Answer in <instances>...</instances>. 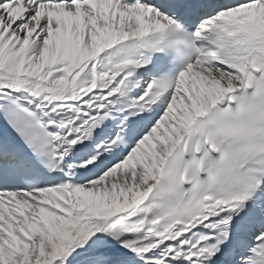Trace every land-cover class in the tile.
Listing matches in <instances>:
<instances>
[{
	"label": "snow or ice",
	"instance_id": "obj_1",
	"mask_svg": "<svg viewBox=\"0 0 264 264\" xmlns=\"http://www.w3.org/2000/svg\"><path fill=\"white\" fill-rule=\"evenodd\" d=\"M0 264H264V0H0Z\"/></svg>",
	"mask_w": 264,
	"mask_h": 264
}]
</instances>
